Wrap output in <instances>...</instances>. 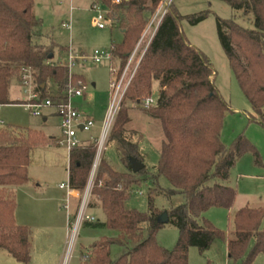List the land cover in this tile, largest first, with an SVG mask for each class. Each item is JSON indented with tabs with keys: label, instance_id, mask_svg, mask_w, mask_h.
<instances>
[{
	"label": "trees",
	"instance_id": "obj_1",
	"mask_svg": "<svg viewBox=\"0 0 264 264\" xmlns=\"http://www.w3.org/2000/svg\"><path fill=\"white\" fill-rule=\"evenodd\" d=\"M106 11L111 26L123 31L120 45H111L112 62L122 73L130 55L129 68L139 64L124 93V101L141 103L149 98L152 82L158 85L156 101L143 109L158 120L163 132L159 159L154 173L145 167L133 174L128 160L139 159L137 143L125 129L129 108H120L108 143L112 144L126 168L114 171L102 158L91 189L88 209H97L104 221L85 225L103 228L113 236L94 241L80 256L83 264H187L188 249L207 251L214 238L223 235L203 218L211 208L229 210L236 193L226 183L236 161L250 153L260 164L256 148L240 135L230 146L222 144V122L228 105L214 86V71L205 55L193 47L180 30L184 19L170 3L158 25L151 21L163 0H94ZM233 12L230 19L216 18L219 44L229 67L247 100L253 115L250 122L264 127V0H219ZM34 0H0V105L11 104L8 91L12 80H20V70L29 69L34 92L40 101L65 100L68 69L52 62V46L35 42L41 21L33 14ZM208 12L186 17L190 25L204 21ZM245 20L248 27L239 21ZM81 78L72 75L74 86ZM51 84L55 93H48ZM122 106V103H121ZM138 137H141L140 135ZM39 138L35 132L12 127L0 128V251L19 264L30 261V230L14 221V190L29 182L28 165L33 146ZM96 147L89 141L68 152V185L82 191L88 181ZM163 177L169 188L166 196L180 195L184 202L166 211L168 222L178 231L171 250L157 245L155 236L164 226L158 222L156 209L149 200L146 213L125 208L130 193L145 179L156 183ZM233 232L227 240V260L235 264H252L264 258V206L243 207L232 219ZM118 253L111 258V248ZM82 256V257H83Z\"/></svg>",
	"mask_w": 264,
	"mask_h": 264
},
{
	"label": "rangeland",
	"instance_id": "obj_2",
	"mask_svg": "<svg viewBox=\"0 0 264 264\" xmlns=\"http://www.w3.org/2000/svg\"><path fill=\"white\" fill-rule=\"evenodd\" d=\"M94 3H96L94 0H34L33 14L42 23L36 33L35 42L46 46L53 45L50 54L52 62H66L68 49L73 53L90 55L94 50L109 51L111 45L122 44L124 36L116 27L97 29L94 22L97 13L92 9ZM171 4L178 14L184 17L180 20L179 26L189 44L201 51L209 60L215 74L214 86L228 105L222 122L220 135L222 144L228 147L235 138L243 135L260 156V164H255L252 155L246 153L230 170L226 184L236 193L231 209L211 208L203 213V218L223 235V239L214 238L209 249L203 253L193 247L188 249L187 264H232L227 260V240L232 236L234 214L246 206L249 208L264 206V127L257 122H250L252 110L239 89L217 37L216 18L230 19L233 15L230 7L219 0H171ZM202 12H208V16L199 24L193 26L186 20V17ZM239 23L243 27L249 26L245 20H240ZM65 24H70L69 31L63 27ZM109 67L107 62L100 65L77 62L71 70L72 73L81 74L84 78L82 95L72 99V104L78 106L81 116L88 117L94 124L88 133L78 132L77 137L80 141H89L90 137L98 138L101 135L110 102V84L115 80ZM113 69L115 71L119 69L117 62H113ZM131 78L129 72L123 80L125 91ZM24 90L26 87L18 80H12L8 91V100L11 104L2 105L0 109L2 122L0 128L30 130L39 138L29 157V182L19 187L17 191L14 190V221L17 225L26 226L30 230L31 249L28 264H61L65 256V213L62 208L65 204L66 191L58 189V185H65L68 182V149L60 144L59 120L56 115L50 113L52 109L43 108L41 109L43 116L36 117L22 106L28 98ZM55 91V88L48 84L47 92L54 94ZM157 91V83L152 82L149 98L153 102L156 101ZM121 103L120 108H129V122L125 129L135 133L128 137L132 143H137L139 159L148 175H152L164 139L160 123L150 118L142 105L133 108L135 101H124L122 98ZM114 124L115 120L101 159L103 158L114 171L124 172L126 168L121 163L115 147L108 143ZM139 135L141 137H138ZM98 167L99 164L94 179ZM167 188L169 184L163 177H159L156 183L145 179L130 193L125 208L146 213L151 200L152 207L160 215L184 202L180 195L166 196L161 189ZM76 204V200L70 201L71 211ZM87 214L96 221H104V216L99 210L88 209ZM109 236H113V232L107 229L82 227L70 264H83L81 260L83 255L80 256V253L85 252L94 241ZM177 240L178 231L169 222L155 236L157 245L166 250H171ZM117 253L118 248L112 247L111 258H115ZM0 264L19 263L6 252L0 251ZM252 264H264V258L258 256Z\"/></svg>",
	"mask_w": 264,
	"mask_h": 264
},
{
	"label": "built area",
	"instance_id": "obj_3",
	"mask_svg": "<svg viewBox=\"0 0 264 264\" xmlns=\"http://www.w3.org/2000/svg\"><path fill=\"white\" fill-rule=\"evenodd\" d=\"M118 0H116V3ZM171 3V0H163L159 9L157 10L155 16L151 21V25L155 27L160 22L161 18L166 12L167 7ZM92 9L96 11L97 15L94 19L97 29L102 30L107 26L111 25V21L107 19L106 12L101 8L100 5L94 3ZM65 29L70 30V24L63 25ZM136 49L130 55L126 66L122 73L119 74L118 70L113 69L112 54L108 50H94L90 55H83L79 53H73L70 49L67 51L66 62H57L58 65L64 66L68 69V85L66 89L65 100L60 103H52L49 99L40 101L38 95L34 92V86L32 82L31 71L26 68L20 70V80L19 83L26 87L24 93L28 94L27 101L22 104L25 109L32 112L33 116L39 117L43 116L41 109L49 108L54 110L56 116L59 120V130L61 134L60 144H63L67 147L68 152L73 147L79 146L82 142L78 139V132L88 133L94 127L93 122L88 118L81 116V114L76 110L72 104V99L78 98L82 95L84 90L83 84L78 82L76 86L72 83V72L71 70L77 64V62H86L90 61L94 65H100L104 62L109 63L110 73L115 76V80L111 82V96L106 113L105 121L103 124L102 132L98 138H89V142L94 143L96 147V154L92 164V170L90 174V179L87 182L85 188L82 191L72 190L68 182L67 184H60L59 189L66 191L65 204L63 206V211L65 213L66 224H65V256L61 264H70L72 260L73 251L76 246L78 235L80 229L88 224H93L96 222L95 218L87 214L88 205L91 197V189L93 186L94 174L96 172L97 166L100 163L102 153L105 150L106 141L112 127V124L115 120L116 115L120 109V104L125 92L123 87V80L127 75L130 66L133 63ZM142 57L136 61V64L131 70V76H133L139 61ZM120 76H119V75ZM154 102L150 98H146L143 102H136L133 108L136 106L142 105L143 109H148ZM2 105H0L1 109ZM33 110V111H32ZM2 124V122H0ZM76 200L77 204L73 211L70 210V201ZM86 256H83L81 259L86 260Z\"/></svg>",
	"mask_w": 264,
	"mask_h": 264
},
{
	"label": "water",
	"instance_id": "obj_4",
	"mask_svg": "<svg viewBox=\"0 0 264 264\" xmlns=\"http://www.w3.org/2000/svg\"><path fill=\"white\" fill-rule=\"evenodd\" d=\"M123 32V31H121ZM128 163H129V166H130V170L133 174H136L138 172H140L144 166L141 162L137 161L135 158H130L128 160ZM168 216H167V213L164 212L162 213L159 217H158V222L161 223V224H167L168 223Z\"/></svg>",
	"mask_w": 264,
	"mask_h": 264
},
{
	"label": "crops",
	"instance_id": "obj_5",
	"mask_svg": "<svg viewBox=\"0 0 264 264\" xmlns=\"http://www.w3.org/2000/svg\"><path fill=\"white\" fill-rule=\"evenodd\" d=\"M111 27H113V26L110 25V28H111ZM120 33L123 34V32H121V31H120ZM68 50H69V49H68ZM68 50H66V51H68ZM75 53H76V52H75ZM79 54H83V53H79ZM83 55H85V54H83ZM58 62H60V61H58ZM81 63L85 64V63H91V62H90V61H86V62H81ZM91 64H92V63H91ZM72 75L77 76V77L81 78L82 81H84V78H83V76H82L81 74L79 75V74H74V73H72ZM74 107H75L76 110L79 112L78 106L74 105ZM50 113L56 115L55 112H54V110H52ZM79 113H80V112H79ZM44 117H45V115H44ZM56 117H57V116H56ZM43 121L45 122V121H46V118H44ZM81 142L85 143V142H87V141H81ZM67 177H68V176H67ZM59 185H60V184H59ZM59 185H58V189H59ZM18 188H19V187H18ZM18 188H17V189H18ZM17 189H16V191H17ZM73 209H74V207H73ZM91 211H97V209H91ZM65 224H66V218H65Z\"/></svg>",
	"mask_w": 264,
	"mask_h": 264
}]
</instances>
